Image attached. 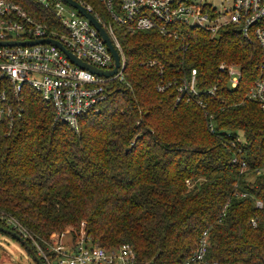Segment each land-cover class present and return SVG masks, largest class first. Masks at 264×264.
Wrapping results in <instances>:
<instances>
[{
	"label": "trees",
	"instance_id": "1",
	"mask_svg": "<svg viewBox=\"0 0 264 264\" xmlns=\"http://www.w3.org/2000/svg\"><path fill=\"white\" fill-rule=\"evenodd\" d=\"M7 1L59 25L35 0ZM182 34L186 55L182 40L124 35L126 83L108 85L78 134L25 87L22 115L12 128L0 124V214L42 246L54 233L76 238L83 224L103 248L131 246L136 264H186L205 232L207 264H264V111L249 97L260 49L233 26L217 37L191 27ZM183 64L199 73L194 99L178 100L174 84L159 91L184 75ZM221 64L241 69L237 89Z\"/></svg>",
	"mask_w": 264,
	"mask_h": 264
},
{
	"label": "built area",
	"instance_id": "2",
	"mask_svg": "<svg viewBox=\"0 0 264 264\" xmlns=\"http://www.w3.org/2000/svg\"><path fill=\"white\" fill-rule=\"evenodd\" d=\"M52 12L59 25L47 26L29 16L16 4L0 0V42H25L52 39L60 42L78 59L102 71L115 68L113 55L97 28L78 9L61 0H35ZM93 15L109 35L120 55L118 73L110 78L80 68L57 46L51 43L33 46H0V124L21 116V94L25 87L35 90L55 111V122L80 133L81 119L96 113L108 97V85L126 83V56L121 38L140 32L154 31L163 37L183 41L182 28L191 27L217 37L228 26L236 27L242 37L258 45L261 54L260 78L249 93L264 111V0H230L229 8L218 10L214 0H74ZM157 63L151 62L155 67ZM174 77L178 100L199 95L197 69ZM219 71L228 78L232 89L242 80V71L235 65L221 64ZM172 83V84H171ZM217 88L209 91L214 96ZM213 132V130H211ZM262 207L261 203H258ZM0 221L23 238L44 264H136V254L129 245L106 249L95 244L84 230L74 238L70 231L54 233L45 246L40 245L22 224L11 216L0 214ZM257 227L256 221H252ZM84 227V225H83ZM84 232V233H83ZM210 246L205 232L199 248L186 264H207Z\"/></svg>",
	"mask_w": 264,
	"mask_h": 264
},
{
	"label": "water",
	"instance_id": "3",
	"mask_svg": "<svg viewBox=\"0 0 264 264\" xmlns=\"http://www.w3.org/2000/svg\"><path fill=\"white\" fill-rule=\"evenodd\" d=\"M61 1H64L67 4L78 9L79 12L83 16H85L88 20H90L92 22V24L100 32L101 36L103 37V39L107 43V45H108V47H109V49L113 55V58H114L115 68L112 71H102V70H99V69L93 67L92 65H90L88 63L83 62L82 60H80L76 56H74L71 52H69L60 42L54 41L52 39L38 40V41H25V42H0V46H12V47H14V46H33L36 44L51 43V44H54L55 46H57L60 50H62V52L65 53L68 56V58L70 60H72L76 65H78L80 68L87 70V71H89L93 74H96L98 76H103V77H107V78L115 76L118 73V70L120 68V55L117 52V50L115 49V47L113 46L112 41H111L109 35L107 34V32L103 29V27L95 19V17L93 15H91L90 13H88L86 11V9L83 6H81L80 4H78L76 1H74V0H61ZM0 233L8 235L12 239H14L18 243H20L25 248V250L28 252V254L32 257L35 264H44L41 261V259L37 256L35 250L28 244L27 241H25L23 238H21L18 234H16L15 232H13L10 229L3 228V227H0Z\"/></svg>",
	"mask_w": 264,
	"mask_h": 264
},
{
	"label": "rangeland",
	"instance_id": "4",
	"mask_svg": "<svg viewBox=\"0 0 264 264\" xmlns=\"http://www.w3.org/2000/svg\"><path fill=\"white\" fill-rule=\"evenodd\" d=\"M230 0H214L215 6L220 11L229 8ZM83 224L80 226V233ZM84 233V232H83ZM0 264H35L25 248L6 234L0 233Z\"/></svg>",
	"mask_w": 264,
	"mask_h": 264
}]
</instances>
